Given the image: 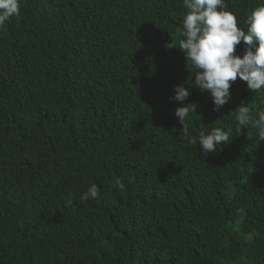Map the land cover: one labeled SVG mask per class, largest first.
I'll use <instances>...</instances> for the list:
<instances>
[{
	"label": "trees",
	"instance_id": "obj_1",
	"mask_svg": "<svg viewBox=\"0 0 264 264\" xmlns=\"http://www.w3.org/2000/svg\"><path fill=\"white\" fill-rule=\"evenodd\" d=\"M226 4L246 30L264 0ZM184 14L183 0H21L0 28V264H264V141L235 128L264 92L237 78L217 112L193 87L184 133L170 100L192 86L172 37ZM214 127L232 142L206 156L190 141ZM92 184L99 199L82 200Z\"/></svg>",
	"mask_w": 264,
	"mask_h": 264
},
{
	"label": "clouds",
	"instance_id": "obj_2",
	"mask_svg": "<svg viewBox=\"0 0 264 264\" xmlns=\"http://www.w3.org/2000/svg\"><path fill=\"white\" fill-rule=\"evenodd\" d=\"M183 7L182 24L176 27L174 36L171 35L173 40L179 38L178 49L184 54L194 81L190 76L191 87H186L185 83L174 86L175 94L170 100L183 105L176 109L175 115L187 133L186 121L197 107L189 100L193 87L211 94L217 112L230 101V89L237 78L247 82V89L252 93L264 92V5L254 8L248 15L246 30L238 26V14L228 10L226 0H183ZM20 16L21 0H0V28L13 17L19 19ZM241 42L245 46L242 56L237 54ZM171 48L177 47L173 44ZM235 112L236 131L255 129L259 141H264V111L254 116L248 105L241 104ZM230 136L232 129L226 131L214 127L208 132L201 131L198 139L193 138L190 143H198L200 150L208 156L230 144ZM112 187L120 190L124 184L115 178ZM99 197L100 189L92 184L81 199L96 200Z\"/></svg>",
	"mask_w": 264,
	"mask_h": 264
}]
</instances>
